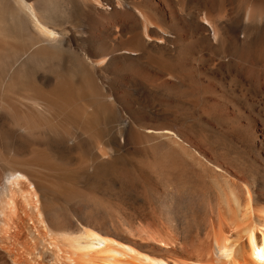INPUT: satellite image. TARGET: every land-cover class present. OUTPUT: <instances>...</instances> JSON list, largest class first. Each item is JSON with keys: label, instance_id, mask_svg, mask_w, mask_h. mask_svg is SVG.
Here are the masks:
<instances>
[{"label": "bare ground", "instance_id": "bare-ground-1", "mask_svg": "<svg viewBox=\"0 0 264 264\" xmlns=\"http://www.w3.org/2000/svg\"><path fill=\"white\" fill-rule=\"evenodd\" d=\"M77 16L92 23L97 50L79 58L78 75H61L52 111H68L80 128L70 119L71 127L42 124L39 133L0 102V134L81 151L94 141L98 115L121 103L119 93L96 88V77L126 73L132 89L164 95L172 111L170 122L146 123L148 133L126 120L121 128L151 145L137 172L112 173L121 184H142L134 195L148 203L130 224L82 207L84 225H68L27 171L0 170V264H264V77L254 61L264 56V0H0L2 68L18 44L39 43L18 70H0V96L14 85L29 89L31 69L52 61L54 50H77ZM189 111L206 123L200 141L187 131ZM104 163L106 172L111 161Z\"/></svg>", "mask_w": 264, "mask_h": 264}, {"label": "rangeland", "instance_id": "rangeland-1", "mask_svg": "<svg viewBox=\"0 0 264 264\" xmlns=\"http://www.w3.org/2000/svg\"><path fill=\"white\" fill-rule=\"evenodd\" d=\"M13 4L11 3L12 10H14ZM76 21H78V24ZM72 23L77 26L75 30L77 41H75L76 44L74 45V49L77 50H74V53L67 48L54 50L55 53H53L51 57L52 61L48 62L45 66L40 65L31 69L32 79L30 80L31 84L29 89L26 90V88H24V90H22L21 87L14 85L5 95H1L3 97L0 96V102L4 104L1 106H5L7 109L9 108L8 110L12 117H18L16 119H21L22 121L27 117L24 121L25 124H28V126L31 125L30 127H34L38 132L42 130L45 131V129H41L42 124L44 128L47 127L49 129L47 130L46 128L47 131H50L51 128L54 130L58 129V127L62 129L63 126L65 127V123H68V127H71L72 125H70V123L72 122L73 124L76 122L71 117H68V111H66L67 113H63L62 116L56 111H52V105H56L54 101V90L58 87L57 85L59 84L62 74L65 73L64 75H68L69 77L78 75L75 72L76 65L82 63V56H90L97 48L91 40V36H89L93 30L90 29L92 26L89 25H92V23L87 16H77L73 19ZM106 23L109 24L110 21ZM59 29H61V27ZM15 37L18 36L14 35L11 37V40L13 38L12 42L16 39L14 43H20L18 41L19 38ZM38 46L39 43L37 40L18 44V50L16 49V51L9 55L7 64L4 68H2L3 66L0 64V70L2 69L1 71H4V74L8 71L13 73L18 70L25 57L35 51ZM254 61L257 70L262 68L261 71H258L262 73L264 77V56L258 57ZM79 78L82 81V75L79 76ZM131 81V78H129L126 73H111L96 77V88L99 89L101 93H106L109 90L114 93H119L120 97H122L121 103L116 105L113 114L104 115L99 112V124L96 130L91 134L94 141L91 144H84L81 151L60 146H47L40 140V137L35 141H27V143L24 141L23 144V140L17 138L15 135H10L11 138L6 139L0 134V170L5 172L27 171V173H25L31 176L30 178H32L33 182L35 184L37 183L36 185L39 184L38 186L42 191L46 206L54 211L57 209L56 214L58 215L60 213L65 214L64 212H66L67 215H65L67 217L70 216L67 220L65 219V222H63L64 224H66V221L68 224L69 220V223L72 224L73 222L75 226L84 225L82 218H85L84 215L90 207L91 209L89 211L94 210L93 212L99 219L112 220L113 218L121 223L129 221V224L134 220H139L141 217L140 208L144 203H148V200H141V198H137L134 193L136 191H142L144 186L139 183L121 184L112 172L120 173L127 171L133 174L137 172L139 160L150 148L151 142L148 139L137 141L131 136L122 135L123 129L121 128H123V121H129L133 123L136 128L139 126L145 133H148L145 128V125H147L146 123L152 122V120L154 122L158 120L160 122H170V118L166 117V115L171 114L172 111L164 102V95L160 96V94H158V96L150 94L146 88L139 85L135 86L137 90H135V87V89H132ZM149 82L154 81L151 79ZM36 97H40L39 104L34 99ZM29 98L31 99L29 100ZM87 100L90 102L92 98L88 97ZM189 113L190 119H188L189 121L186 123V126L187 128L189 127L190 130L187 129V131L200 141L202 136L205 135L202 128L203 125L206 126V123L200 120L192 111H189ZM63 116L67 118L64 119ZM30 117L33 118V121L30 120ZM62 119L64 120L62 121ZM66 120H69L70 123L69 121L66 122ZM0 123L1 133V131L4 130V124L2 121H0ZM60 123L64 124L60 125ZM81 123L82 122L75 124L78 127L79 124L81 126ZM67 125L65 128H67ZM80 126L78 128H80ZM53 129L51 131H54ZM78 133H82L81 130ZM209 142L212 149L218 147L213 140H209ZM47 147H51V149ZM227 149L235 152V156L238 157L239 155L238 158L240 160L244 159V152L241 149H237L236 146L228 144ZM102 150L109 155H106V157L101 155V153H103ZM231 157L233 156L231 155ZM104 161H111L106 172L103 170V166H105ZM75 195H79L78 199L80 200L77 206L80 207L83 202H88L90 205H83L81 208L77 207L76 204L73 205L77 200L76 199L74 202L72 201L76 198ZM149 202H151L154 207H159V203H157V200L153 196L149 199ZM82 207H84V209L89 208L86 209L87 211H82ZM77 208L81 211H78L79 209L76 210ZM65 215L63 217H66ZM61 220L63 221V219ZM92 223H95V221Z\"/></svg>", "mask_w": 264, "mask_h": 264}]
</instances>
